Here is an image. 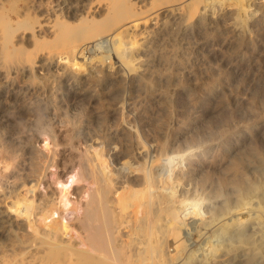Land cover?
Masks as SVG:
<instances>
[{"label": "rangeland", "instance_id": "374dc122", "mask_svg": "<svg viewBox=\"0 0 264 264\" xmlns=\"http://www.w3.org/2000/svg\"><path fill=\"white\" fill-rule=\"evenodd\" d=\"M95 1L0 0L1 208L22 193V179L32 178L35 201H59L60 216L79 241L77 211L90 187L80 168L84 153L106 166L114 152L134 159L149 149L148 160L161 155L168 162L166 171L190 209L188 237L173 263L264 264V223L233 216L264 209V0H247L240 32L231 27L237 11L229 2L211 17L200 3L201 18L194 20L188 4L177 11L171 2L136 0L143 12L121 28L133 61L124 71L110 52L99 57L111 46L85 50L94 60L81 65L74 60L80 48L36 46L52 40L59 23L73 26L105 14L110 0ZM7 26L14 27L9 35ZM22 49L34 52L32 62L20 61ZM78 131L99 142H82ZM28 143L35 147L30 153ZM118 178L134 188L133 175ZM40 211L39 221L49 223L51 211ZM0 234V253L19 250L16 227Z\"/></svg>", "mask_w": 264, "mask_h": 264}, {"label": "bare ground", "instance_id": "6f19581e", "mask_svg": "<svg viewBox=\"0 0 264 264\" xmlns=\"http://www.w3.org/2000/svg\"><path fill=\"white\" fill-rule=\"evenodd\" d=\"M161 1H165L166 3L171 2L169 6H172V9L177 11L183 9L185 6L184 4H188V8L190 9L189 16L194 18V20H199L201 18L198 11L200 3H202L203 8L206 9L207 16L211 17L214 10L220 8L222 4L229 2L237 11V17L233 21L231 27L237 32L244 29L243 12L246 11L245 9L247 7L245 8V6L247 0H199L198 4V0H150L152 3ZM135 2L136 0H110L105 14L103 13L101 17L94 16L89 18L85 16L73 26L64 22L59 23L52 40H38L36 41V46L38 47L39 44L43 47L48 46L51 49L53 48L52 50H56L55 47H58V44H66L71 50L80 48L82 54L74 56L77 65H81L83 62L91 63V61L94 60L92 56H86L84 54L85 50L91 51L96 48L100 49L102 46H105L106 48L111 46L110 48H107L108 50L103 49L101 55L98 53L99 57L102 58L105 56V53L108 54L110 52L108 55L114 58L115 62H118V66L124 68L123 65L130 64L131 62L128 57L131 45L124 40L125 37H122L123 34L121 32L125 27H123L124 29L122 30L121 28L125 24L128 25L129 22L135 21V19L138 18L137 16L143 12L142 9L140 10L135 6ZM189 9L187 10L189 11ZM254 13L255 12L251 15H254ZM23 22L24 21L21 23ZM12 28L14 27H6L7 35L10 34ZM199 28H201V26ZM1 34L3 35V33ZM9 39L10 38H8V40ZM23 49L20 54L17 53L20 61L30 60V56L33 55L34 52L27 53L24 52ZM3 50H5V48ZM40 52L42 53L41 50ZM90 53L92 54V52H89V54ZM99 57L97 55L95 58ZM35 58L36 57L34 56V59ZM131 65H133V63ZM77 67L78 66H76V69ZM127 67L128 66L126 65L125 68ZM129 69H132V67ZM16 70L18 71V68ZM27 70L30 69L28 68ZM49 113L50 112H48V114ZM76 133L78 134V137H81L82 142L87 143L88 145L99 142H89L85 135H80L79 131ZM26 150L30 153L35 150V147L33 144L28 143L26 144ZM93 150L91 151L93 152ZM148 150L144 148L140 151L137 150L138 156L134 159H124L120 154L114 152L110 164L106 166L100 165L95 156L88 155L89 153H84L80 168L84 178L89 180L90 187L87 200L77 211V214L80 215L78 219L81 221V227L83 229L82 231H79V241H77L73 234L70 233L69 224L64 222L60 216V210H62L61 207L63 205L61 206L60 203H58L59 201L55 202L49 200L51 201L49 204L46 202L35 201L32 191L37 186L30 189L29 186L32 184V178L22 179L20 184L22 193H19V196H15L11 199L10 206H7L8 209L6 207L7 203L5 205L6 209H2L0 206V232H2V234L4 231L6 232L8 226H12L13 228L16 227L22 234L19 239L16 238L18 242L14 239L18 243L19 250L16 251L15 249H11L10 251L0 253V264H174V259L177 257L175 254L182 248L183 241H185L183 238H185V236L188 237L190 209L181 198L182 192L176 188V185L171 180V175L168 170L166 171L169 166L167 164L168 162L165 164L162 159L164 157L161 158V155L158 157L153 155V157L148 160ZM94 152L96 153V151ZM49 153H51L50 149L46 151V154ZM121 172L133 175L134 188H131L125 182L119 181L118 177ZM161 173L163 174L160 176ZM1 202L2 201L0 200V203ZM44 208L51 211L53 215L52 219L50 218L51 220L48 219L49 223L45 224L47 225V228H45L46 226L42 224L37 217V215H39L38 213L42 211H40V209ZM46 215L47 214H45V216ZM233 216L241 219H250L253 224L257 225H262V223H264V209L238 210ZM42 217L40 219H43ZM196 221L197 220H195V223H197ZM42 222L44 223V221ZM25 225L30 229H26ZM65 236L67 237L65 238ZM6 239L7 238H5V240ZM168 246H173V253L169 252ZM194 253L195 251L193 254ZM207 259L203 260L206 261L204 264L213 263L212 260L214 258Z\"/></svg>", "mask_w": 264, "mask_h": 264}]
</instances>
